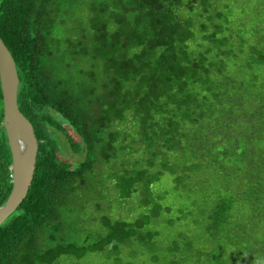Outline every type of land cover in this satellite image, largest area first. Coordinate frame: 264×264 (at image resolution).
<instances>
[{
	"label": "trees",
	"instance_id": "obj_1",
	"mask_svg": "<svg viewBox=\"0 0 264 264\" xmlns=\"http://www.w3.org/2000/svg\"><path fill=\"white\" fill-rule=\"evenodd\" d=\"M72 2L83 0H0L18 107L38 140L29 190L0 224V264L136 242L148 264H264V0H94L88 28L59 36ZM2 119L0 88V205L12 187ZM49 128L84 152L77 165ZM102 171L141 203L103 217L78 251L60 223ZM168 182L181 204L163 220ZM161 221L185 227L158 243Z\"/></svg>",
	"mask_w": 264,
	"mask_h": 264
},
{
	"label": "rangeland",
	"instance_id": "obj_2",
	"mask_svg": "<svg viewBox=\"0 0 264 264\" xmlns=\"http://www.w3.org/2000/svg\"><path fill=\"white\" fill-rule=\"evenodd\" d=\"M93 3L94 0H83L81 4L72 2L70 6L65 8V11L61 10L60 13L63 14L66 22L64 26L56 29L57 35L67 36L68 34L73 36L75 32L77 34L81 29L86 30L89 26L88 7ZM54 114L60 117L58 113L54 112ZM62 122L66 121L62 118ZM66 127L73 133L68 125ZM48 130H50L51 136L64 158L73 166L77 165L83 158L84 152L71 150L61 132L54 128H49ZM73 135L79 140L75 133ZM90 184L91 188L89 191H80L74 196L75 198L68 204L70 210L65 212L64 219L60 223V226L64 229V239L75 242L78 251L81 246L92 243L99 237L104 228L103 217L106 220L109 218H119V214H122L120 211L123 210L124 206L136 207L138 209L141 203L138 201L139 196H136V194L123 201L124 199L119 197L117 191L112 188V179H108L104 171L99 172V175L93 176L90 179ZM161 190L167 191L165 202L172 204L170 210L162 211V219L167 220L177 217L179 214L178 208L181 203H179V200L177 201L178 198H175L176 193L174 189H172L168 182V184L164 183L162 185ZM133 216L127 218L132 220ZM184 227L185 225L168 226L166 222L161 221L152 227V230L156 231L153 239L157 240L158 243H163L169 238H174L180 229ZM58 241L60 240L58 239ZM109 249L106 247V250L102 253L87 251L85 254L63 255L59 261H62L61 264H140L143 260L146 264L150 262V253L142 249L138 245V242L132 247L119 245L116 252L109 251ZM132 250H135V252L130 255Z\"/></svg>",
	"mask_w": 264,
	"mask_h": 264
},
{
	"label": "water",
	"instance_id": "obj_3",
	"mask_svg": "<svg viewBox=\"0 0 264 264\" xmlns=\"http://www.w3.org/2000/svg\"><path fill=\"white\" fill-rule=\"evenodd\" d=\"M19 77L14 58L0 36V88L3 119L11 151L12 187L0 205V224L15 211L25 198L35 170L38 140L31 121L20 111L17 103ZM21 144V146H20Z\"/></svg>",
	"mask_w": 264,
	"mask_h": 264
},
{
	"label": "bare ground",
	"instance_id": "obj_4",
	"mask_svg": "<svg viewBox=\"0 0 264 264\" xmlns=\"http://www.w3.org/2000/svg\"><path fill=\"white\" fill-rule=\"evenodd\" d=\"M20 146H21V144H20Z\"/></svg>",
	"mask_w": 264,
	"mask_h": 264
}]
</instances>
